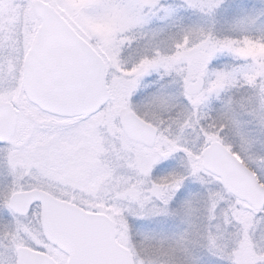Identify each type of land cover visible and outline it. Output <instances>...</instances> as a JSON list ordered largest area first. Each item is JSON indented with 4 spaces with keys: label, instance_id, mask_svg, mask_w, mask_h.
<instances>
[{
    "label": "snow or ice",
    "instance_id": "snow-or-ice-1",
    "mask_svg": "<svg viewBox=\"0 0 264 264\" xmlns=\"http://www.w3.org/2000/svg\"><path fill=\"white\" fill-rule=\"evenodd\" d=\"M0 264H264V0H0Z\"/></svg>",
    "mask_w": 264,
    "mask_h": 264
}]
</instances>
